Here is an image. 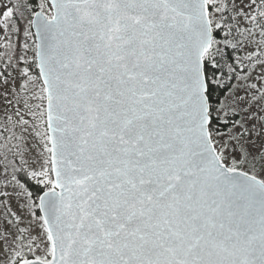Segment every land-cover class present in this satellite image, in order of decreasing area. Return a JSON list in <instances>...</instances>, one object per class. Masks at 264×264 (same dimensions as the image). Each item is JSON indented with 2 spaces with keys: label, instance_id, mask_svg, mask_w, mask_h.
<instances>
[{
  "label": "snow or ice",
  "instance_id": "6c2138e0",
  "mask_svg": "<svg viewBox=\"0 0 264 264\" xmlns=\"http://www.w3.org/2000/svg\"><path fill=\"white\" fill-rule=\"evenodd\" d=\"M0 264H264V0H0Z\"/></svg>",
  "mask_w": 264,
  "mask_h": 264
}]
</instances>
